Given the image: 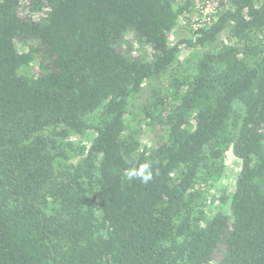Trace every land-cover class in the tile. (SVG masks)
<instances>
[{
    "label": "trees",
    "instance_id": "trees-1",
    "mask_svg": "<svg viewBox=\"0 0 264 264\" xmlns=\"http://www.w3.org/2000/svg\"><path fill=\"white\" fill-rule=\"evenodd\" d=\"M198 2L0 0V264H264V0Z\"/></svg>",
    "mask_w": 264,
    "mask_h": 264
},
{
    "label": "rangeland",
    "instance_id": "rangeland-1",
    "mask_svg": "<svg viewBox=\"0 0 264 264\" xmlns=\"http://www.w3.org/2000/svg\"><path fill=\"white\" fill-rule=\"evenodd\" d=\"M192 31L188 22H182L178 27H176L170 34V44L175 45L181 40L190 39L192 37ZM186 44L181 46L180 58H186L191 54L192 51H189L190 48L185 46ZM162 128H149L145 129L143 134V141L148 146L157 145L159 140H161ZM228 174L225 180V185L228 189H234L236 184V180L239 177V174L242 169V163L240 160L236 159V157L230 153L228 156V164H227Z\"/></svg>",
    "mask_w": 264,
    "mask_h": 264
},
{
    "label": "built area",
    "instance_id": "built-area-1",
    "mask_svg": "<svg viewBox=\"0 0 264 264\" xmlns=\"http://www.w3.org/2000/svg\"><path fill=\"white\" fill-rule=\"evenodd\" d=\"M229 2L230 0H199L195 14L183 15L180 18V23H191V20L194 19L193 23H195V27H198L199 25L206 26L210 20L214 19L220 11H222V8Z\"/></svg>",
    "mask_w": 264,
    "mask_h": 264
},
{
    "label": "clouds",
    "instance_id": "clouds-1",
    "mask_svg": "<svg viewBox=\"0 0 264 264\" xmlns=\"http://www.w3.org/2000/svg\"><path fill=\"white\" fill-rule=\"evenodd\" d=\"M150 178H151L150 176L143 177V179H144L145 181H147V180L150 179Z\"/></svg>",
    "mask_w": 264,
    "mask_h": 264
}]
</instances>
